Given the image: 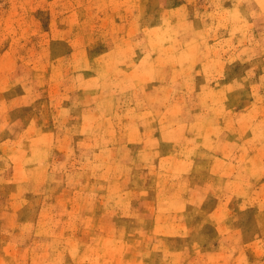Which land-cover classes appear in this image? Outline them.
I'll return each instance as SVG.
<instances>
[{"label":"rangeland","instance_id":"obj_1","mask_svg":"<svg viewBox=\"0 0 264 264\" xmlns=\"http://www.w3.org/2000/svg\"><path fill=\"white\" fill-rule=\"evenodd\" d=\"M0 264H264V0H0Z\"/></svg>","mask_w":264,"mask_h":264}]
</instances>
